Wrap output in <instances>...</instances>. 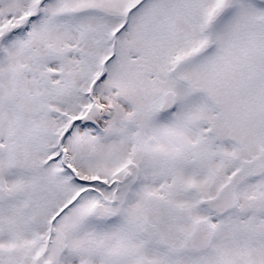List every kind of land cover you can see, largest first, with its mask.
Returning <instances> with one entry per match:
<instances>
[{"label": "snow or ice", "instance_id": "1", "mask_svg": "<svg viewBox=\"0 0 264 264\" xmlns=\"http://www.w3.org/2000/svg\"><path fill=\"white\" fill-rule=\"evenodd\" d=\"M0 264H264V0H0Z\"/></svg>", "mask_w": 264, "mask_h": 264}]
</instances>
